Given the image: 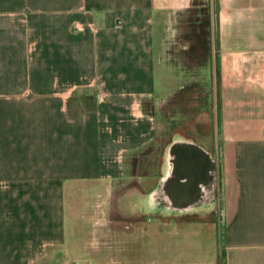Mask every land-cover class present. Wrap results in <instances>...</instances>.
Listing matches in <instances>:
<instances>
[{
    "label": "crops",
    "instance_id": "0c3cea01",
    "mask_svg": "<svg viewBox=\"0 0 264 264\" xmlns=\"http://www.w3.org/2000/svg\"><path fill=\"white\" fill-rule=\"evenodd\" d=\"M200 94L212 141L176 143L205 159L129 173L149 161L151 109ZM72 250L264 264V0H0V264Z\"/></svg>",
    "mask_w": 264,
    "mask_h": 264
},
{
    "label": "rangeland",
    "instance_id": "374dc122",
    "mask_svg": "<svg viewBox=\"0 0 264 264\" xmlns=\"http://www.w3.org/2000/svg\"><path fill=\"white\" fill-rule=\"evenodd\" d=\"M175 32L172 33V37H169V53L170 55V63L176 65L178 63L176 61V35ZM173 72L175 70L172 67ZM190 70L192 69H185ZM196 75L201 76L200 71H196ZM157 86H167L170 88H174L176 83L171 80V78L167 77H157ZM201 90H203L202 84L199 86ZM204 91V90H203ZM165 92V91H161ZM159 93V92H158ZM157 99L162 100L163 95H158ZM205 94H200L199 100L193 99L190 97L187 100L182 101L177 100L173 97L167 103H164L162 106H158L157 108H152L151 113L153 114V118L156 123V137L153 143L149 148L143 151L141 154L136 156H147L148 160H146V164H136V165H128L129 173L132 172H143L144 170H149L151 173L156 172L160 165L161 159L167 151H169L170 155L172 146L177 144V139H187L188 142L194 143H205L209 140L212 141L213 133L210 131V126L207 122V100ZM190 145L198 148L192 143H179V145ZM148 162V163H147ZM134 166V170L132 169ZM145 167V168H144ZM85 259H83V253L72 250L69 254L65 253L62 255H58L56 264H84Z\"/></svg>",
    "mask_w": 264,
    "mask_h": 264
},
{
    "label": "water",
    "instance_id": "95a60500",
    "mask_svg": "<svg viewBox=\"0 0 264 264\" xmlns=\"http://www.w3.org/2000/svg\"><path fill=\"white\" fill-rule=\"evenodd\" d=\"M171 153L173 155H175L177 158L178 157H182V156H186V157H197L200 160L205 159V155L202 152L201 149L190 146V145H179V144H175L172 146V150ZM179 159V158H178ZM177 162V160H176ZM199 179H193V181H191L190 186L192 185V187L195 186V184H197Z\"/></svg>",
    "mask_w": 264,
    "mask_h": 264
}]
</instances>
